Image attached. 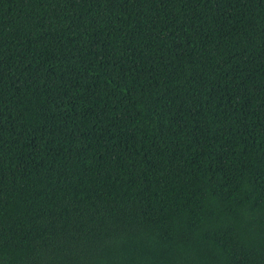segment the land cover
Listing matches in <instances>:
<instances>
[{
  "label": "trees",
  "instance_id": "1",
  "mask_svg": "<svg viewBox=\"0 0 264 264\" xmlns=\"http://www.w3.org/2000/svg\"><path fill=\"white\" fill-rule=\"evenodd\" d=\"M0 264H264V0H0Z\"/></svg>",
  "mask_w": 264,
  "mask_h": 264
}]
</instances>
